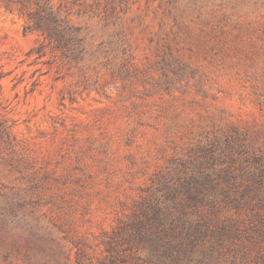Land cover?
I'll return each instance as SVG.
<instances>
[{
  "label": "rangeland",
  "instance_id": "rangeland-1",
  "mask_svg": "<svg viewBox=\"0 0 264 264\" xmlns=\"http://www.w3.org/2000/svg\"><path fill=\"white\" fill-rule=\"evenodd\" d=\"M85 48L0 3V230L74 264L156 186H264V0H75ZM263 178L262 183L259 180ZM13 263L28 264L23 250ZM0 264H6L0 260Z\"/></svg>",
  "mask_w": 264,
  "mask_h": 264
},
{
  "label": "trees",
  "instance_id": "trees-1",
  "mask_svg": "<svg viewBox=\"0 0 264 264\" xmlns=\"http://www.w3.org/2000/svg\"><path fill=\"white\" fill-rule=\"evenodd\" d=\"M75 0H0L26 19L24 31H38L42 48L64 56L85 48L81 26L71 23ZM0 117V139L10 125ZM263 178L259 180L262 183ZM129 223L121 222L101 241L93 258L83 246L74 264H264V186H156ZM0 230V260L13 263L20 253L28 264H61L62 253L48 248V238L31 233L24 244Z\"/></svg>",
  "mask_w": 264,
  "mask_h": 264
}]
</instances>
